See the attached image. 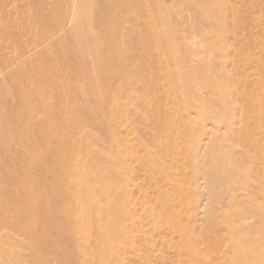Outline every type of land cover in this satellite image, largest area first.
Segmentation results:
<instances>
[{"label": "rangeland", "instance_id": "obj_1", "mask_svg": "<svg viewBox=\"0 0 264 264\" xmlns=\"http://www.w3.org/2000/svg\"><path fill=\"white\" fill-rule=\"evenodd\" d=\"M90 9L96 22L109 12L106 35L75 28L87 23ZM75 38L105 59L113 55L130 77L123 84L112 79L110 91L95 86L97 78L87 82L89 61ZM187 58L233 72L238 67V82L253 84L264 97V0H0V200L7 196L0 264H264L259 220L250 229L230 219L238 211L233 199L245 197L243 183L257 164L245 159L236 166L244 179L239 189L227 175L219 191L205 179L214 167L231 171L219 158L259 126L238 124L248 105L245 95L232 92L238 84L218 76L200 83L202 93L192 97L171 82L168 74L182 71ZM210 124L221 132L198 150L196 131ZM115 137L122 158L117 172L130 178L116 199L103 192L110 184L103 165ZM259 142L260 152L252 154L262 156ZM47 166L52 172H43ZM57 180L66 192L56 201L49 187ZM114 202L116 212L105 211ZM116 225L119 234L100 248L104 227L115 232Z\"/></svg>", "mask_w": 264, "mask_h": 264}, {"label": "bare ground", "instance_id": "obj_2", "mask_svg": "<svg viewBox=\"0 0 264 264\" xmlns=\"http://www.w3.org/2000/svg\"><path fill=\"white\" fill-rule=\"evenodd\" d=\"M116 1H122V0H116ZM221 1V0H220ZM214 4V2H213ZM102 14V17L104 18L105 21H103V19L101 18V16L99 15L98 18H101L99 20V22H96L94 20V14L92 13V10L90 9V13L88 11V15H89V19L87 21L86 24L84 23H81V25H77L75 28H77L78 30H82V29H91L93 32L95 31L97 34H98V31H99V36L102 37L101 34L103 35H106L109 31V26H110V14L109 12H106V13H101ZM208 28V27H207ZM206 28V29H207ZM227 30H229V28L227 27ZM77 31V30H76ZM92 33V32H91ZM76 40H78L80 43L79 45V50L82 54H84L85 56H87V59H88V65H87V70L91 71L92 73V76L90 77L88 73H85V75L87 76V82L89 81L90 83H93L94 81V78L96 79L97 78V83L94 82L95 86H98L99 89L103 88V87H107V89L111 90L112 88V79L115 80V79H120V81L124 82L125 79L129 78L130 75L128 74L127 76V71L118 64L117 60L115 58H113L114 56L111 55V58L109 59H105V57L100 53V52H91L89 51V48H86V44H84L85 42H83V40H79L77 38H75ZM94 46L96 44H93ZM103 45V43H102ZM104 46L106 47V49L109 48V46L111 47L110 43L107 42L105 39H104ZM114 47V46H112ZM117 49H112V51H116ZM109 51V50H108ZM110 52V51H109ZM116 53V52H115ZM111 54V53H110ZM120 54V53H119ZM164 54V52H163ZM167 55V54H166ZM44 57V56H43ZM45 58V57H44ZM120 59V58H119ZM118 59V60H119ZM167 59V58H166ZM114 60V61H113ZM165 62L168 60H164ZM163 61V62H164ZM199 60H195L193 58H187L185 60V62L183 63V70L182 71H175L174 73H169L168 74V78H170L169 80L171 82H176L177 83V86L180 85V86H185L186 87V92L192 96V97H199V92L202 93L201 91L203 90V88H199V84L201 83L203 85L202 82H204L206 84V82H211V81H214V80H218V76L220 77V79H223L225 82H227V84H233L232 87L234 86V84H238L237 86H234L236 89L235 90H232L233 93H240L241 95H245L246 99L248 100V105L246 107L243 108V111H242V114L240 117H238V124L241 126V128L247 124L253 123L257 126H259L258 128H255L254 130H247V133L244 137H241L240 139L238 138V140L235 142L234 147H231V151L227 152V153H223L222 156V161H221V158L220 159V162H230L231 165H232V170L230 171H227V170H224L222 169V167H214L213 169L210 170V173L208 176L205 177L208 178V185H210V187L214 189L217 188H220L221 189L223 188V183L222 181H219V179H227L228 177H230L229 181L231 180V182L234 184V185H237V181H239L240 183L244 181L243 180H239L240 176L237 175V171H235L236 169V166L239 165V163H241L242 161L243 164H245V159L246 160H249L251 159L253 161V163L257 164L255 166V169L252 165V170L254 173L251 174V175H247L248 177H246V181L245 183H243L244 185L242 186V189L244 190L243 192L245 194H243V196L245 195V197L242 198L241 196V199H239L237 196V191H236V197L232 200L233 202H235L236 206L238 207V211H236L233 216H230L232 218H230L231 220L233 218L236 219V221H239L243 227L245 226H248L250 227V229H253L254 227L253 226H250L249 224L252 223L251 220L253 218H257V220H259L258 222V225L261 226L260 229L264 232V154H252V152H257L259 153L260 151H258L257 149H259V141L261 140H264V97L261 93H256L255 91L257 90L256 87L251 83L248 85L247 82H245L243 85L241 84L242 81H239L238 82V74H239V68L238 67H234V72L231 70V69H228L227 65L225 66H222L223 68H219L218 66H216V64L214 65H211V64H200L198 62ZM121 62V61H120ZM123 63L124 65V62H121ZM169 64V62H168ZM165 65H167L165 63ZM165 65H164V70L166 71V68H165ZM163 67V65H162ZM182 68V67H180ZM173 71V69H172ZM170 72V70H169ZM100 73H101V76L103 78V80L100 78ZM166 73V72H165ZM261 80V79H260ZM255 82V81H254ZM262 83V82H261ZM260 83V84H261ZM255 84V83H254ZM201 85V86H202ZM212 85V84H211ZM226 85V83H225ZM93 86V87H95ZM175 86V85H174ZM204 86V85H203ZM210 86V85H209ZM208 86V87H209ZM224 86V85H223ZM145 87V86H143ZM179 87V86H178ZM177 87V88H178ZM263 88V87H262ZM219 89V88H217ZM109 90V91H110ZM116 91V87L114 89ZM178 90V89H177ZM229 90V89H227ZM226 91V90H225ZM231 91V90H229ZM236 91V92H235ZM141 92V91H139ZM177 92V91H176ZM220 92V91H219ZM231 92V93H232ZM159 93V92H158ZM225 93V92H224ZM262 93H264V90L262 91ZM176 94V93H175ZM221 94V92H220ZM235 94V95H236ZM100 95L102 96V93H100ZM225 95V94H224ZM232 95V94H231ZM84 96L86 97V93H84ZM100 96V97H101ZM227 96V95H226ZM225 96V97H226ZM242 96V98H243ZM237 97V96H236ZM235 97V98H236ZM148 98V97H147ZM178 98V96H177ZM222 98V97H221ZM227 98V97H226ZM234 98V99H235ZM86 99L88 100V97H86ZM179 99V98H178ZM178 102H180V100H178ZM231 99H233L231 97ZM213 100V99H212ZM172 101V100H170ZM210 101V100H209ZM222 101V100H221ZM231 101V100H230ZM241 101V100H240ZM237 102V100H236ZM246 102V101H244ZM227 103V102H226ZM231 103V102H230ZM235 103V101H234ZM181 104V103H179ZM178 104V105H179ZM201 104V103H200ZM214 104V102H213ZM223 104V103H222ZM226 105V104H225ZM232 105V104H231ZM240 105V104H239ZM99 106H101V108L103 107V104H101L99 102ZM181 106V105H180ZM210 106H213V105H210ZM221 106V105H220ZM223 106V105H222ZM168 107V106H167ZM205 107V106H204ZM236 107V106H235ZM90 108L92 109L91 107V104H90ZM179 108V106H178ZM217 108V107H216ZM220 108V107H219ZM229 107H227V110H228ZM221 109V108H220ZM224 110V108H222ZM226 109V108H225ZM231 109V108H229ZM223 110H220V111H223ZM163 111V110H162ZM231 111H234V110H231ZM238 111H239V107H238ZM238 111H236L238 113ZM235 112V114H236ZM240 112V111H239ZM225 113V112H224ZM232 113V112H231ZM182 114V113H181ZM214 114V112H213ZM240 114V113H239ZM140 115V114H138ZM204 114H202L203 116ZM232 116V115H230ZM239 116V115H238ZM203 117H208L207 116H203ZM202 117V119H203ZM213 117V116H212ZM165 118V117H164ZM189 118V116H188ZM187 118V119H188ZM12 121L14 122V117L11 118ZM143 119V118H142ZM179 119V118H177ZM202 119H200V121L202 122ZM204 121V120H203ZM184 123V121H182ZM178 123V122H177ZM198 123V122H197ZM195 123V124H197ZM203 123V122H202ZM218 123V122H217ZM140 124V123H139ZM199 124V123H198ZM197 124V126H198ZM236 123H233V125H236ZM169 125V124H168ZM178 124H176V127H177ZM202 125V124H201ZM211 127H209L208 125V128L207 126H204L203 130H197L196 131V134H195V137H196V144H197V149L200 150V149H203V148H206L207 145H208V142L212 141L211 137L215 135V132H221V127L220 126H215L214 124H210ZM142 126V125H141ZM165 126V124H164ZM200 126V125H199ZM198 126V127H199ZM111 127V126H110ZM181 127V126H180ZM183 127H184V124H183ZM237 127V126H236ZM166 128V127H165ZM175 128V127H174ZM201 128V126H200ZM146 129V128H145ZM230 131L229 132H232L233 131V127H230ZM239 129V127H238ZM177 130V129H176ZM228 131V130H227ZM112 131H111V136H112ZM147 134V132H146ZM164 134V133H163ZM162 134V136H163ZM239 133H237L236 135H238ZM235 135V137H236ZM102 137H104L105 135H101ZM137 136V135H136ZM159 136V135H157ZM239 136V135H238ZM223 137V136H222ZM231 137V135H230ZM233 137V136H232ZM116 138V137H115ZM157 138V137H156ZM162 138V137H161ZM103 139V138H102ZM139 139H141V143L143 145H145V147L147 146L145 140L143 139V137H139ZM234 139V137H233ZM113 140V139H112ZM227 141L229 140L226 139ZM122 145V143H121ZM140 145V144H139ZM151 145V143H150ZM188 145V143H187ZM220 145L221 143H219V147L217 146V148L220 149ZM115 146V148L113 147ZM118 146V143H117V138L115 139V141L112 143V145L110 144V151H109V155L111 156L110 157V161H109V157L108 155L106 156V159H107V164L106 165H103V169L105 170L107 176H108V180H110V184L108 183L107 187L103 189V192L108 195V197H113L114 199H116L119 195L125 193L124 190H127L129 189V185H130V178H128L127 176H124V175H121V173H118L117 171H119L118 166L121 164V160L122 158H120V150L117 148ZM193 146V144H192ZM122 147V146H121ZM114 148V152L112 151V149ZM128 148V147H127ZM215 148V149H217ZM213 149L215 152H219V150H215ZM122 150V149H121ZM213 151V152H214ZM123 152V151H122ZM148 152V150H147ZM151 152V151H150ZM251 153V154H250ZM123 154V153H122ZM150 155H152L151 157L155 156V159H156V156L160 157L161 155H156V153H153L151 152ZM149 155V156H150ZM213 155H215L213 153ZM164 156V155H163ZM161 156V158L163 157ZM90 157H94V154H91ZM165 157V156H164ZM220 157V156H218ZM67 159V156L66 154L63 156V160H66ZM154 160V159H153ZM216 160V159H215ZM108 161L110 162L111 164V170H110V167L108 165ZM157 162V161H156ZM159 162V161H158ZM123 163H125V161L123 160ZM122 163V164H123ZM154 163V162H153ZM219 163V162H218ZM220 164V163H219ZM259 164V165H258ZM41 165V162L40 164ZM38 165V166H39ZM223 165V164H222ZM246 165V164H245ZM239 166H244V165H239ZM40 167V166H39ZM168 167V166H167ZM41 168V167H40ZM158 168V167H157ZM42 169V168H41ZM156 169V168H155ZM241 169V168H240ZM240 169H237V170H240ZM159 170H162L164 175L167 176V173L165 174V171L161 168ZM157 170V171H159ZM243 170V169H241ZM240 170V171H241ZM149 171V170H148ZM239 171V172H240ZM44 173H50L52 172V167H45L44 168ZM246 172V171H244ZM241 173L243 174L244 176V173L243 171H241ZM172 174V173H170ZM245 174H248V171L247 173ZM250 174V173H249ZM228 177H227V176ZM241 175V174H240ZM223 176V177H222ZM225 176L227 178H225ZM243 178V177H242ZM166 180L168 182H172L174 187H178V185L176 184V180L173 178V177H167ZM235 180V181H234ZM228 181V182H229ZM134 182V181H133ZM239 183V184H240ZM134 184V183H133ZM221 184V185H219ZM55 185H59V186H55ZM136 184H134L135 186ZM180 185V184H179ZM55 186V187H54ZM230 186V185H229ZM64 185H63V182L60 181V180H57L56 182H54L53 184L50 185L49 187V190H50V195H51V198L53 200H60L61 198H63L65 196V192L66 190H64ZM138 187V186H137ZM180 187V186H179ZM232 187V186H231ZM139 188V187H138ZM175 188V189H176ZM191 188V187H190ZM230 188V187H229ZM236 188H238V185L236 186ZM239 188H241L239 186ZM238 188V189H239ZM195 189V188H194ZM227 189V188H226ZM225 189V190H226ZM133 190V189H132ZM53 191V193H52ZM219 191V190H218ZM240 191V190H239ZM176 192H177V189H176ZM228 192H231V191H228ZM233 192H235L233 190ZM218 193V192H217ZM242 193V191H241ZM10 194L7 192V195ZM127 194V193H126ZM161 195L163 193H160ZM234 194V193H233ZM11 196V194H10ZM165 197V196H164ZM163 197V198H164ZM218 198L219 195L217 196ZM216 198H214V200H218ZM232 198V197H230ZM167 199V198H165ZM165 199H164V204H165ZM5 201L7 200V196L6 198L4 199ZM220 200V199H219ZM5 201H1L0 200V210H1V207H2V203H4ZM167 201V200H166ZM221 202V201H220ZM11 206V202H8ZM128 203V202H126ZM219 203V202H218ZM216 203V204H218ZM222 203V202H221ZM229 203V201H228ZM231 200H230V204H231ZM8 204V205H9ZM129 204V203H128ZM163 204V205H164ZM220 204V203H219ZM227 202H226V204ZM233 205V203L229 206L231 207ZM113 208L115 209V212H116V206H117V203L114 202L113 206L111 204L107 205L106 208H105V211H108L109 208ZM168 208L167 204L164 205ZM172 206V205H171ZM217 206V205H215ZM234 206V205H233ZM232 206V207H233ZM5 207V205H4ZM165 207V208H166ZM166 208V210H167ZM104 211V213H105ZM168 211V210H167ZM234 211V210H233ZM169 214V213H168ZM232 215V214H231ZM263 215V216H262ZM229 216V215H227ZM262 216V217H261ZM154 218V217H152ZM109 219V218H108ZM228 219V218H227ZM230 219H228V222L231 221ZM224 222H226V220H224ZM255 222V220H254ZM253 222V223H254ZM122 223V222H121ZM252 223V224H253ZM111 227L109 228V226H106L104 227V234L106 237H104V241L101 242V246L100 248L103 246V247H106L108 246V242L109 240L111 239V235L112 233L115 235V234H119L121 228L118 227L116 225L115 227V232H111ZM256 232V231H255ZM262 233V232H261ZM113 235V236H114ZM262 236V234H261ZM259 237V235H258ZM261 238H264L263 236ZM252 245V244H251ZM250 245V246H251ZM254 246V245H253ZM252 255V250H250L249 252V256L247 255V257H251ZM244 259H246V257H243Z\"/></svg>", "mask_w": 264, "mask_h": 264}]
</instances>
